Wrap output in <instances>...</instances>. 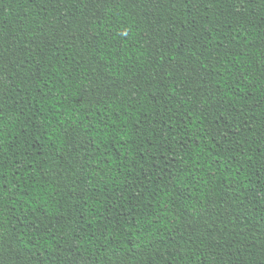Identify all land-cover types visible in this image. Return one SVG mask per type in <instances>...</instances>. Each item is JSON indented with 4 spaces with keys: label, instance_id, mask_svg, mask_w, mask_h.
Here are the masks:
<instances>
[{
    "label": "trees",
    "instance_id": "1",
    "mask_svg": "<svg viewBox=\"0 0 264 264\" xmlns=\"http://www.w3.org/2000/svg\"><path fill=\"white\" fill-rule=\"evenodd\" d=\"M0 264H264V0H0Z\"/></svg>",
    "mask_w": 264,
    "mask_h": 264
}]
</instances>
